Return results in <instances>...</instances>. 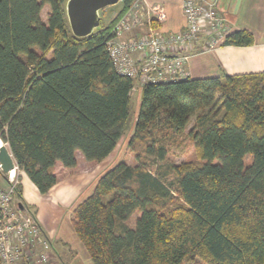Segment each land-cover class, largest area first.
Returning <instances> with one entry per match:
<instances>
[{"label":"trees","instance_id":"1","mask_svg":"<svg viewBox=\"0 0 264 264\" xmlns=\"http://www.w3.org/2000/svg\"><path fill=\"white\" fill-rule=\"evenodd\" d=\"M133 1L79 38L66 0H0V137L43 195L117 147L135 81L107 41ZM254 43L249 30L224 40ZM184 134L197 160L169 162ZM129 148L137 164L118 162L73 211L93 264H264V72L144 84Z\"/></svg>","mask_w":264,"mask_h":264},{"label":"built area","instance_id":"2","mask_svg":"<svg viewBox=\"0 0 264 264\" xmlns=\"http://www.w3.org/2000/svg\"><path fill=\"white\" fill-rule=\"evenodd\" d=\"M142 8V0H134L107 41L116 71L134 79L135 84L190 77L187 63L198 53V46L202 45L204 51L211 50L227 36V18L216 1L185 0L182 8L185 27L170 33L156 27V22L166 19L163 8L154 6L146 11L145 18ZM145 25L144 34L127 36L135 27ZM0 171L6 182L0 185V264H67L56 255L53 239L44 230L36 211L19 197L16 172L6 173L1 166Z\"/></svg>","mask_w":264,"mask_h":264},{"label":"crops","instance_id":"3","mask_svg":"<svg viewBox=\"0 0 264 264\" xmlns=\"http://www.w3.org/2000/svg\"><path fill=\"white\" fill-rule=\"evenodd\" d=\"M185 0H142V13L145 18L146 11L152 9L154 6L161 7L165 10L166 19L162 22H156L157 30L170 33L181 31L185 27V18L183 15V3ZM217 2V7L227 18V34L240 30H249L255 37V43L251 46H234L225 45L224 40L221 44L211 50H202V45L198 46V53L193 55L188 63L187 70L191 78H205L211 76H243L248 74H255L264 72V0H211ZM121 7L118 11L111 13L108 18L109 23L123 7L122 0L113 6H109L102 11L107 12L110 8L116 6ZM46 10V17L43 12ZM50 5L46 4L41 12V19L47 20ZM105 17V14L103 13ZM103 17V19H104ZM145 26H137L134 30L127 34V36L138 37L144 34L147 29ZM140 95V91H139ZM91 162L79 163L75 168L63 169L58 174L57 184L46 195H43L29 176L22 171L20 176V184L22 190V199L28 203L35 204L34 198L40 200H50L53 205L61 206L69 202L74 195H78L79 191H88L91 193L98 182L94 181L91 173V166L85 168L86 164ZM83 168L84 171H90L88 177L79 169ZM110 170V169H109ZM71 175L74 181L71 180ZM0 172V185L6 184ZM85 179H88L86 181ZM82 182H81V181ZM81 182V183H79ZM79 183V184H78ZM58 187V188H57ZM57 188V193H53ZM36 198L37 201H40ZM86 199V198H85ZM77 198H75L76 202ZM74 201V200H73ZM80 201V200H78ZM23 202V201H22ZM74 202V203H75ZM24 203V202H23ZM25 204V203H24ZM37 213V212H36ZM38 215V214H37ZM71 219V217H69ZM50 229V228H49ZM68 230V229H67ZM47 232L53 239L56 255L63 259L67 264H92L90 255L77 237H74L72 232L69 231V237L65 238L60 232L48 230ZM68 233V232H67ZM74 252H76L75 255ZM65 254L73 255L70 261L65 259Z\"/></svg>","mask_w":264,"mask_h":264},{"label":"rangeland","instance_id":"4","mask_svg":"<svg viewBox=\"0 0 264 264\" xmlns=\"http://www.w3.org/2000/svg\"><path fill=\"white\" fill-rule=\"evenodd\" d=\"M118 7L120 8L121 4H119V6H116L114 8H110V10H108L107 12H103L105 14V17L103 16L104 17V19H103L104 23L108 22V18L111 16V13L113 12V10L115 12L118 11V9H119ZM43 15H44V17H46V10L45 9H44ZM50 54H51V52L48 54V56H50ZM142 90H143V85L140 83L135 84V87L132 89L131 100H130V116H129V119L126 121V123L123 126L122 136H121L120 140L118 141V144H117V147L115 148V150L107 158H105L104 160H102L100 162L90 161L91 163L86 164L85 168L88 166H91V169H92L91 173L94 174L92 176V179H94V181H96L97 179L99 180V178L102 175H104L109 169L113 168L120 161H125L128 164H132V165L137 164L135 154L129 148V141H130V138L132 137V135L134 133L136 122H137V117H138V114L140 111ZM139 91H140V95H139ZM193 123H194V117L188 126V130L192 128ZM0 144L6 145L7 147H9L8 144L5 143L1 139V137H0ZM1 145H0V147H1ZM167 158H168L167 160L169 162L176 163V164H180V163H183L186 161L197 160V155L195 152L194 143L190 139V137L187 136V134L180 136L176 140V142H174L172 144L171 151H170ZM245 162L247 164L250 163L251 162V156H247L245 158ZM79 170L80 171L82 170V172L85 174V177H88V173H90V171H87V170L84 171L83 168H80ZM21 173H22V170L17 167L16 168V178L19 182L18 189H19V186L21 188V184H20ZM72 179H74V177L71 175V180ZM85 180L88 181V179H85ZM72 181H74V180H72ZM81 182H79V183H81ZM57 188L55 189V191L53 193H57ZM85 190H86V188L83 189L82 191H79L78 195H74L71 198V201H70L71 203L68 202L66 204V206H64L63 204H61V206H57V205L55 206L51 203L50 200H40L37 197L36 198L40 201H37L36 198H34V200L36 202L35 204L34 203L33 204L28 203L27 201L23 200L22 198L21 199L23 200V202L25 203L26 206L32 208L33 210H35L37 212L38 219H39L41 225L43 226V228L46 232H49L48 230H53L54 232H56V234H57V232H60L59 234H62L63 237L67 238V237H69V231H71L73 236L77 237V239H78V236H77V234L74 230V227L72 225L71 219H72V215H73V211H74L75 207L78 204H80L83 200H85V198H87L88 196H90L92 194L91 191L90 192L88 191V193L87 192L85 193L84 192ZM75 198H77L76 202H75ZM78 200H80V201H78ZM69 217H71V219ZM135 217L136 216H133L132 220L130 221L133 224L135 221ZM75 254H76V252H74L73 255H75ZM73 255L65 254L64 256H65V259L67 261H70V259H72L71 257ZM81 264H85V262L82 261ZM92 264H93V262H92ZM182 264H204V261L198 257L195 259L187 258V259H185V261Z\"/></svg>","mask_w":264,"mask_h":264},{"label":"water","instance_id":"5","mask_svg":"<svg viewBox=\"0 0 264 264\" xmlns=\"http://www.w3.org/2000/svg\"><path fill=\"white\" fill-rule=\"evenodd\" d=\"M120 0H66L65 12L74 36L88 37L99 30L103 23L102 11L117 4ZM0 166L4 172L15 169L16 160L10 148L0 147ZM23 208V204L20 203Z\"/></svg>","mask_w":264,"mask_h":264},{"label":"bare ground","instance_id":"6","mask_svg":"<svg viewBox=\"0 0 264 264\" xmlns=\"http://www.w3.org/2000/svg\"><path fill=\"white\" fill-rule=\"evenodd\" d=\"M188 63H189V62H188ZM188 63H187V67H188ZM0 145H1V144H0ZM1 146H2V145H1ZM16 165H17V164H16ZM15 172H16V170H15V171L12 170V173H15Z\"/></svg>","mask_w":264,"mask_h":264}]
</instances>
